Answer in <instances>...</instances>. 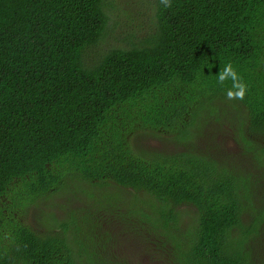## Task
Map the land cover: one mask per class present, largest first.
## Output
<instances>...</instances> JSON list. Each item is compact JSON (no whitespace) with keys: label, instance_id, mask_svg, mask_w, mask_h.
I'll use <instances>...</instances> for the list:
<instances>
[{"label":"trees","instance_id":"1","mask_svg":"<svg viewBox=\"0 0 264 264\" xmlns=\"http://www.w3.org/2000/svg\"><path fill=\"white\" fill-rule=\"evenodd\" d=\"M119 3L0 0V264H264V0Z\"/></svg>","mask_w":264,"mask_h":264},{"label":"rangeland","instance_id":"2","mask_svg":"<svg viewBox=\"0 0 264 264\" xmlns=\"http://www.w3.org/2000/svg\"><path fill=\"white\" fill-rule=\"evenodd\" d=\"M121 3H119V5L122 6H128L125 3H123V0H120ZM132 7V6H131ZM133 11H135L134 7H132ZM136 17V15H135ZM119 19H122L124 21H126V23L128 24L125 16L119 17ZM138 20V17H136L135 22ZM132 24V22L130 24L125 25L123 24V28L127 31V29L129 28V26ZM145 143L147 144L146 146L148 147H157L160 148L161 146V142L156 139V138H149L147 140H145ZM236 144L230 140L229 141V145L228 148H230V146L232 147V149H234V146ZM78 197H74L69 201H61L58 199H54L56 200V206L52 207L50 206V202L46 201L40 204H37L38 206H33L31 208V212L26 215L25 217L22 216V219L25 220L28 223H34L35 226H38V228H40V226H43V223L41 222L42 219L38 220V218L36 216H38L41 213V210H45L48 211L50 208L53 212L56 213V216L61 217L64 216L66 213L64 210H72L75 211L77 213H80V209L84 208V209H89L91 210V206H93V210L97 211V206L96 205H87L85 198L83 196L77 195ZM65 199V198H64ZM188 208V216L187 219L190 218V215L193 216V208L192 207H187ZM102 213V220H103V224L100 227L101 229H99V231L97 232V234L99 235V238H102L104 236H106V241H110V239H112V237H115L117 235H119V233H122L121 231V227L119 222H117L114 217H110L107 215L108 212L104 211H100ZM36 217V218H35ZM92 219H96L95 213L91 214ZM38 220V221H37ZM97 220V219H96ZM101 231H104V233H101ZM101 240V239H100ZM120 242L122 243V246H124V248H126L124 254L128 260V262L130 264H160L157 262H154L152 260H150V255L145 251V244L143 243L142 246H138L136 243L133 242V240H130L128 238H124V239H120ZM116 244V243H115ZM117 245V244H116ZM144 247V249H143ZM118 251L119 247L117 245ZM121 254V253H120ZM121 259V263L122 261V257Z\"/></svg>","mask_w":264,"mask_h":264},{"label":"clouds","instance_id":"3","mask_svg":"<svg viewBox=\"0 0 264 264\" xmlns=\"http://www.w3.org/2000/svg\"><path fill=\"white\" fill-rule=\"evenodd\" d=\"M160 3L165 8H170L172 6L171 0H160ZM217 76L218 83L220 84H223L229 78L232 80V88L226 93L228 100L244 99L247 92V86L242 82L241 78L238 76L231 64L226 65L222 70H220Z\"/></svg>","mask_w":264,"mask_h":264}]
</instances>
